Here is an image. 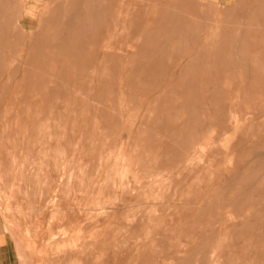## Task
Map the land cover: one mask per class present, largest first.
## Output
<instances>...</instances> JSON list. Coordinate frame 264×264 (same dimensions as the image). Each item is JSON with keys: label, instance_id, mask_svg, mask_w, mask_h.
<instances>
[{"label": "rangeland", "instance_id": "obj_1", "mask_svg": "<svg viewBox=\"0 0 264 264\" xmlns=\"http://www.w3.org/2000/svg\"><path fill=\"white\" fill-rule=\"evenodd\" d=\"M0 230L45 264H264V0H0Z\"/></svg>", "mask_w": 264, "mask_h": 264}, {"label": "crops", "instance_id": "obj_2", "mask_svg": "<svg viewBox=\"0 0 264 264\" xmlns=\"http://www.w3.org/2000/svg\"><path fill=\"white\" fill-rule=\"evenodd\" d=\"M43 259V258H42ZM30 256L14 238L0 230V264H45L44 259Z\"/></svg>", "mask_w": 264, "mask_h": 264}, {"label": "bare ground", "instance_id": "obj_3", "mask_svg": "<svg viewBox=\"0 0 264 264\" xmlns=\"http://www.w3.org/2000/svg\"><path fill=\"white\" fill-rule=\"evenodd\" d=\"M186 13H188V12H186ZM198 159V158H197Z\"/></svg>", "mask_w": 264, "mask_h": 264}]
</instances>
